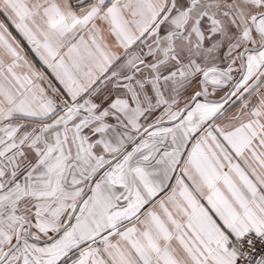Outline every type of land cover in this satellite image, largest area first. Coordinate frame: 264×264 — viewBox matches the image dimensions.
I'll return each instance as SVG.
<instances>
[{
	"label": "snow or ice",
	"instance_id": "1",
	"mask_svg": "<svg viewBox=\"0 0 264 264\" xmlns=\"http://www.w3.org/2000/svg\"><path fill=\"white\" fill-rule=\"evenodd\" d=\"M0 264H264V0H0Z\"/></svg>",
	"mask_w": 264,
	"mask_h": 264
}]
</instances>
